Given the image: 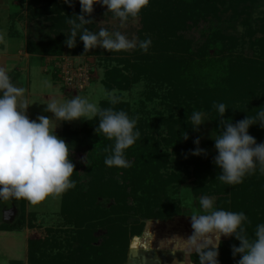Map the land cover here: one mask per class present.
<instances>
[{
	"label": "trees",
	"instance_id": "obj_1",
	"mask_svg": "<svg viewBox=\"0 0 264 264\" xmlns=\"http://www.w3.org/2000/svg\"><path fill=\"white\" fill-rule=\"evenodd\" d=\"M255 1L150 0L137 17L140 27L136 30L137 45L151 39L147 53L138 46L134 48L122 61L118 78L104 84L108 90L114 86L126 90L144 79L150 84L156 83L159 88L165 87L160 96L165 112H159V118L147 120L135 116L128 103H99L100 108L123 110L137 118L141 138L125 153L131 162L130 168L105 164L109 154L106 148L114 145V141L108 140L102 132H95L98 120L85 121L80 131L71 129L69 122L64 124L62 137L69 147L77 153H86L85 163L75 161L71 156L76 165L71 177L75 187L61 194L60 213L65 222L73 226L69 231L72 235H65L62 241L57 236L28 240L27 264L126 262L129 242L141 235L145 221H166L183 212L178 202L169 200L166 190L170 184H182L188 178H192L195 196L219 195L217 208L245 212L250 221L246 225L248 237L254 238L256 226L264 223V174L257 171L247 176L243 183L229 186L218 179L220 169L213 163L215 156H194L189 150L196 147L193 144L195 130L190 126L194 112L206 114L207 120L201 126L206 127L208 121L216 134L215 139L221 128L214 105L226 100L232 105L241 103L242 113L237 119H232L235 117L232 113H225V118L233 115V123L247 115L254 116L259 110L248 103L253 93L264 94V12L258 18L257 27L248 19ZM26 5L27 53L55 56L59 60L66 45L64 33L70 27L67 20L73 13H80L78 0L73 7L64 4L63 0H46L44 4L41 0H27ZM20 14L19 10L10 15V36L20 37L15 28ZM91 15L95 19L94 11ZM242 15L245 38L222 32L219 22H234ZM39 20L43 26L50 23L47 31H51V35L38 37L34 24ZM202 24L204 27L200 28ZM87 27L97 31L95 21ZM194 30L199 31L198 37L193 35ZM245 44L250 55L243 48ZM76 50L84 52L79 37ZM87 52L97 54L98 50ZM50 76L55 82L59 80L56 66ZM150 92L157 95L154 90ZM154 132L158 133V138L153 136ZM183 134H187L188 139L185 140ZM249 134L257 143L264 142V128L259 125L251 126ZM167 149H171L172 158ZM98 199L113 200V204L106 210ZM22 224L23 217L1 225L0 230H19ZM99 229L104 233L95 235ZM98 240L100 244L95 246ZM233 244H239L233 237L221 243L219 264H236L240 257L239 254L235 258L232 256ZM55 249L57 251L52 254ZM196 257L199 258L197 254Z\"/></svg>",
	"mask_w": 264,
	"mask_h": 264
},
{
	"label": "clouds",
	"instance_id": "obj_2",
	"mask_svg": "<svg viewBox=\"0 0 264 264\" xmlns=\"http://www.w3.org/2000/svg\"><path fill=\"white\" fill-rule=\"evenodd\" d=\"M80 13L69 16V31L64 33V43L68 48L77 46V37L83 42L84 52L97 47L107 52L129 51L137 46L147 53L151 39L140 41L128 39L119 31L110 32L101 28L91 31L87 26L93 23L94 5L106 7L122 23L129 18H136L146 8L150 0H78ZM73 7L75 0H63ZM2 39V37H0ZM24 89L12 83L11 77L0 68V200H27L38 205L49 196L62 194L75 187L71 179L76 165L71 159L72 149L63 138L56 135L58 122H71L84 119L98 120L95 132H102L114 145L106 148L109 153L105 164L109 167L130 168L131 162L126 158V150L141 138L137 128V118H132L123 110L100 108L87 97L74 96L62 103L53 100L46 104L45 111L54 114L53 119L39 116L29 119L28 103L22 100ZM117 101L112 99V103ZM218 112L221 133L214 140L217 154L213 163L220 169L218 179L226 185L233 186L244 182L247 176L259 171L264 174V142L257 143L249 134V128L259 125L264 128V109L254 116L232 122L225 118L229 108L224 103L214 105ZM207 119L196 111L191 116L190 126L199 130ZM183 138L188 139L187 134ZM201 137L193 140L195 148L190 155L200 156L206 150L199 147ZM187 206L194 204L190 192L181 193ZM199 211L190 216L192 235L185 239L199 257L200 264H219V247L223 238L233 237L239 244L231 245L232 256L239 254L236 264H264V223L256 226L254 238L250 239L246 225L250 223L245 212H233L217 208L212 197L202 196Z\"/></svg>",
	"mask_w": 264,
	"mask_h": 264
},
{
	"label": "rangeland",
	"instance_id": "obj_3",
	"mask_svg": "<svg viewBox=\"0 0 264 264\" xmlns=\"http://www.w3.org/2000/svg\"><path fill=\"white\" fill-rule=\"evenodd\" d=\"M21 2V7L16 8V12L20 10L21 14L19 15L18 21H16L15 28L20 34L22 31H25L24 34H22V39L19 41L24 42L25 44H23L26 47V26L28 25V20L25 7H27V0H22ZM44 3H46V0H41V4ZM263 12L264 0H256L249 10L250 15L248 19L252 26L256 23L255 27H257L258 18ZM243 15L238 17L234 22H225V20H222L224 22H219V26H222V32L224 34L242 37V39L245 38L246 27L244 25L245 23L243 24ZM94 17L97 29L96 32L101 28H106L110 32L119 31L128 39L137 42L136 30L140 27L139 18L128 19V21L122 23L118 18H115L111 12H106V7L100 5H94ZM40 20L34 24V27L37 28L36 30L39 34L38 37H42L44 34L51 35V31H47L50 23L43 26ZM7 25L9 32L11 23H8ZM202 27H204V24L200 26V28ZM36 30H34L35 34H37ZM193 35L198 37L199 31L194 30ZM6 42L7 33L4 29V45H6ZM20 42L18 43L19 46H21ZM243 48H246L247 55L251 54L246 44ZM96 49L98 50L97 54H88L87 51L79 52V50H76V47L70 49L65 45L64 53L61 55L62 57H60L64 62L68 60V62L70 61L69 64L76 63L79 66H87L90 70L89 75L87 76L91 81L86 80L87 86L82 83L85 87L79 85L82 87L81 89L80 87H65L59 80L55 82L51 79L50 74L54 71L53 68H55V61L53 64H50L48 58L38 55L40 56L38 58H40L41 63L38 59H31V57V61L26 63L25 59L27 56L24 55L26 58H22L20 63L24 66L29 65L27 70L24 69V71L21 72L22 77L16 79H18L19 84L23 85L25 94L24 101L29 104L26 112L29 119H36L43 115L53 119L52 123L55 125L56 121L54 120V114L45 111L46 104L51 103L53 100L57 103H62L66 99H71L77 95L87 97L91 102L97 103L98 106L101 101H112V99L115 98L117 101L116 103H128L135 116L147 120L159 118V112H165L160 97L164 94L165 87L159 88L156 83L150 84V82L143 79L135 82L126 90H121L115 86L112 87L111 90L105 88L104 82L110 80V83H112L111 79L114 81V78H118V71H121V68L123 67L122 61L130 56L134 49L121 52H107L100 47H97ZM13 61L15 62V59H13ZM13 66L14 67H11L9 64L5 65L6 68L9 67L8 71L11 74H15L14 71L16 70V66ZM45 66H48V72L43 69ZM27 85L30 91V98L25 100L28 97L26 96ZM151 90H154L157 95L153 96L150 94ZM150 97L152 100H150ZM248 103L254 108L259 109L258 111L264 109V94L260 95L253 93ZM224 104L229 107L226 113L230 112L235 115L234 118H232L233 115H229L232 119H237L241 116L240 114L242 111L239 109L241 103L232 105L229 100H226ZM245 106H248V104L245 103ZM201 113L204 116L206 115L204 112ZM85 121L86 120L84 119L71 121L69 122L70 128L80 131ZM65 123L66 122L62 121L58 122L55 129L56 135L61 138H63L62 129ZM215 135L216 134L213 132L211 124L208 121L206 127L200 125L199 130L193 132L194 139L198 136L201 137L199 147L206 150V154L204 155L215 156L213 154H216V149L212 144ZM153 136L158 138V133L154 132ZM71 149V156H73L74 160L85 163L86 153L84 151L77 153L73 151V148ZM161 150H165V148L161 147ZM170 151L171 149H167V154L172 158ZM168 170L172 171L171 168ZM192 186V178L186 179L182 184L172 183L167 186V197L171 201L174 200L175 202H178L183 209V212L166 221L157 219L145 221L141 235L130 240L127 260L122 264H200L199 258L196 257V253L190 251L192 245L185 240L193 233L189 215H192L194 211H199L198 201L202 197L193 194ZM185 192H190L194 198V204L191 207L186 205L185 199L181 195V193ZM207 196L214 199L215 205L220 198L219 195L215 194ZM98 203H100L104 209L108 210L109 206L113 204V200L98 199ZM10 208H15L16 213L8 223L3 219V212ZM60 209L61 194L49 196L35 206L24 199L0 200V226L13 223L18 218L23 217V224L19 230H0V264H27V243L30 239H43L47 236H57V239H61L62 241L65 235H72V232L69 231L72 230L73 226L65 222L60 213ZM139 219L141 221L144 220L142 218ZM49 229H51V232ZM103 233L104 230L99 229L95 235ZM227 239L228 238L222 237V242L227 241ZM99 244L100 240L95 242V246H98ZM56 251L57 250L55 249L52 254ZM67 252H69L68 248Z\"/></svg>",
	"mask_w": 264,
	"mask_h": 264
},
{
	"label": "crops",
	"instance_id": "obj_4",
	"mask_svg": "<svg viewBox=\"0 0 264 264\" xmlns=\"http://www.w3.org/2000/svg\"><path fill=\"white\" fill-rule=\"evenodd\" d=\"M21 1L22 0H0V37H2V39H0V68H3L6 71H8L9 67L6 68L5 65L9 64V65H11V67H14L13 65H15L16 66V70L14 71L15 74H11V73H9V71H8V73L11 77L12 83L15 84L17 87L23 88V85L19 84V81L16 78H21L22 77L21 72H23L24 69L27 70V67L29 65L28 64L27 66H24V65H22V63H20V61H22L21 60L22 58H24V59L26 58L24 55L27 56V58L25 59L26 63L30 62L32 58L38 59L41 63L40 58H38L41 56L44 58L45 57L48 58L50 64H53L54 61L56 64V62L58 61V58H56L55 56H44V55L38 56L35 54L27 53V51L25 49V45H24L25 43L19 41L20 39H22L21 38V37H23L22 34H24L25 31H22V33L20 34V37H14V36H10L8 34V25L7 24L10 23V15L14 14L17 11L16 8L21 7V5H22ZM4 20H5V26H4ZM4 29L7 33L6 45H4ZM18 41L20 42L21 46H19ZM30 57H31V59H30ZM13 59H15V62L13 61ZM26 63H25V65H26ZM43 69L48 72V66H45ZM53 70L55 71V68H53ZM26 96H28V97L25 100H28L30 98V91H29L28 85H27ZM42 96H44V95H42ZM24 98H25V94L22 97L23 101H24Z\"/></svg>",
	"mask_w": 264,
	"mask_h": 264
},
{
	"label": "built area",
	"instance_id": "obj_5",
	"mask_svg": "<svg viewBox=\"0 0 264 264\" xmlns=\"http://www.w3.org/2000/svg\"><path fill=\"white\" fill-rule=\"evenodd\" d=\"M58 61L59 62H56L55 66L59 69V81L63 86L78 88L82 85L84 86V84H86V80H89L87 75H89L90 70L87 66H79L76 63L69 64L70 61L68 62V60H66V62H64L61 58ZM85 86H87V84ZM81 88L82 87H80V89Z\"/></svg>",
	"mask_w": 264,
	"mask_h": 264
},
{
	"label": "water",
	"instance_id": "obj_6",
	"mask_svg": "<svg viewBox=\"0 0 264 264\" xmlns=\"http://www.w3.org/2000/svg\"><path fill=\"white\" fill-rule=\"evenodd\" d=\"M16 213V209L15 208H10L8 210H5L3 212V219L6 221V222H10L13 218V216L15 215Z\"/></svg>",
	"mask_w": 264,
	"mask_h": 264
}]
</instances>
